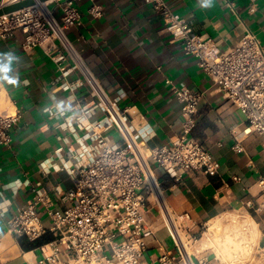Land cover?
Returning <instances> with one entry per match:
<instances>
[{
    "label": "crops",
    "instance_id": "obj_1",
    "mask_svg": "<svg viewBox=\"0 0 264 264\" xmlns=\"http://www.w3.org/2000/svg\"><path fill=\"white\" fill-rule=\"evenodd\" d=\"M166 1L197 35L212 39L221 51L235 47L247 30L264 45V0ZM75 6L82 25L67 30L70 41L107 92L120 99L138 139H144L148 148L168 145L183 127V104L167 80L203 95L192 138L210 150L220 163L219 173L184 174L183 183L176 184L156 169L174 223L184 234L199 238L191 244L193 263L210 260L211 248L203 246V230L237 217L242 223L253 220L259 230V242L252 245L253 257L247 264H264V213L257 210L258 181L264 177L261 137L249 129L245 116L201 69L198 59L185 55L181 44L166 32L152 4L145 0H76ZM49 8L57 18L62 16V4L53 1ZM92 8L99 9L101 16L92 15ZM24 44L22 31L9 41L0 39V112L21 114L11 129V144L0 146V204L6 211L0 213V264H40L43 245L27 249L21 243L25 237L8 234L10 215L17 214L39 189L48 193L54 210L69 208L72 204L65 196L75 181L63 167L84 152L87 156L96 153V142L86 137L88 131L80 124L91 101L88 88L61 89L59 67L52 59L58 51L26 50ZM76 78L77 74H71L68 81ZM102 117L98 111L90 121ZM107 134L112 143L120 141L115 131ZM237 143L239 151L234 148ZM39 211L44 225L51 227L44 208ZM164 211L152 194L147 220L154 237L148 240L140 264H161L165 253L171 254L173 264H185L188 259L186 254L181 257ZM47 234L55 238L54 233Z\"/></svg>",
    "mask_w": 264,
    "mask_h": 264
},
{
    "label": "built area",
    "instance_id": "obj_2",
    "mask_svg": "<svg viewBox=\"0 0 264 264\" xmlns=\"http://www.w3.org/2000/svg\"><path fill=\"white\" fill-rule=\"evenodd\" d=\"M16 1L0 0V8ZM75 1L55 0L62 4L60 18L49 8L50 2L0 17V39L9 41L17 31H22L26 50L41 47L48 54L58 51L52 59L59 67L61 89L88 88L91 101L80 116V124L88 131L86 137L96 142L95 154L87 156L84 152L63 167L75 181L74 188L65 196L72 205L56 211L48 193L36 190L17 214L10 215L7 233L30 241L54 233V240L42 246L40 264H140L148 240L154 237L147 220V207L149 197L155 194L157 203L168 215V229L184 257L183 244L176 234L179 238L178 232L182 237L193 238L184 234L179 225L173 230L169 219L173 224L175 221L164 204L156 169L176 184L183 183L184 174L216 176L219 173L220 163L210 150L192 138L203 95L167 80L183 104V127L168 145L148 148L144 139H138L139 133L129 121L128 110L121 108L119 98L107 92L68 37V29L82 25ZM145 1L160 14L166 32L181 44L185 55L196 57L225 98L242 112L249 129L261 137L264 148V45L256 34L247 30L235 47L221 51L215 41L197 35L189 21L172 11L166 0ZM90 13L101 16L99 9L92 8ZM74 73L77 78L69 82ZM98 111L103 117L90 121ZM20 119L18 111L0 112V146L11 144V129ZM110 131L118 134V143H112L107 134ZM234 148L239 151L241 146L237 143ZM19 187L18 182L14 184V189ZM258 187L257 210L264 213V177L259 179ZM40 207L52 221L49 228L43 223ZM5 212L0 204V213ZM172 260L171 254L165 253L160 263L173 264ZM190 262L193 264L191 259ZM185 264H190L188 259Z\"/></svg>",
    "mask_w": 264,
    "mask_h": 264
},
{
    "label": "bare ground",
    "instance_id": "obj_3",
    "mask_svg": "<svg viewBox=\"0 0 264 264\" xmlns=\"http://www.w3.org/2000/svg\"><path fill=\"white\" fill-rule=\"evenodd\" d=\"M169 221L171 220L169 219ZM176 226H177L176 223H174L173 224L174 231ZM211 229L212 230L217 229V231L212 232L211 242L208 240L203 241V246L206 247L209 245V243L218 245L219 248L222 249V251L224 252V256H228L226 258H229L230 260L233 261H235L236 259H242L245 256L249 255L248 253L250 252V249H252V245L254 244V242L258 240L259 237L258 227L253 220H249L244 223L235 220L232 223L226 225L225 227L223 226V223L217 221L215 224H212ZM178 233L180 236V232ZM176 235L179 241L182 242L183 244V241L181 240V236L179 238L178 234ZM183 248L188 258V261L191 264L190 249L184 244H183Z\"/></svg>",
    "mask_w": 264,
    "mask_h": 264
},
{
    "label": "rangeland",
    "instance_id": "obj_4",
    "mask_svg": "<svg viewBox=\"0 0 264 264\" xmlns=\"http://www.w3.org/2000/svg\"><path fill=\"white\" fill-rule=\"evenodd\" d=\"M117 137H118V134H117ZM235 220L242 221V219L237 218V217L236 218H230L226 223L223 224V226L225 227L226 225L232 223ZM211 228H212V225H209L203 230L205 232L204 233L205 234L204 235L205 240H208L210 242L212 240V232H216L217 231V229L216 230H212ZM180 236H181V234H180ZM192 238L193 239H189L188 236L187 237L186 236H183V237L181 236V240L183 241V244L190 249V253L194 252V250L192 249L191 244L194 243V241L199 239L198 237H194V236H192ZM258 242H259V239L256 242H254L253 245H257ZM208 247L211 248L210 260H209L208 264H210V263L211 264H247L248 261L252 260L253 253H254V250L250 249V252L248 253L249 255L245 256L242 259H236L235 261H233V260H230L229 258H226L228 256H224V252L222 251V249L219 248L218 245L209 243ZM184 254H185V252H184ZM192 263H193V261H192ZM262 263H263V261H260V264H262Z\"/></svg>",
    "mask_w": 264,
    "mask_h": 264
},
{
    "label": "water",
    "instance_id": "obj_5",
    "mask_svg": "<svg viewBox=\"0 0 264 264\" xmlns=\"http://www.w3.org/2000/svg\"><path fill=\"white\" fill-rule=\"evenodd\" d=\"M55 0H18L0 8V17L30 8L39 4L53 2Z\"/></svg>",
    "mask_w": 264,
    "mask_h": 264
},
{
    "label": "trees",
    "instance_id": "obj_6",
    "mask_svg": "<svg viewBox=\"0 0 264 264\" xmlns=\"http://www.w3.org/2000/svg\"><path fill=\"white\" fill-rule=\"evenodd\" d=\"M52 240H54L53 236L51 234H47L43 238L32 242L25 238H22L21 243L24 248L30 249L40 247L44 244L51 242Z\"/></svg>",
    "mask_w": 264,
    "mask_h": 264
},
{
    "label": "clouds",
    "instance_id": "obj_7",
    "mask_svg": "<svg viewBox=\"0 0 264 264\" xmlns=\"http://www.w3.org/2000/svg\"><path fill=\"white\" fill-rule=\"evenodd\" d=\"M207 6V5H206ZM10 54V53H9Z\"/></svg>",
    "mask_w": 264,
    "mask_h": 264
}]
</instances>
